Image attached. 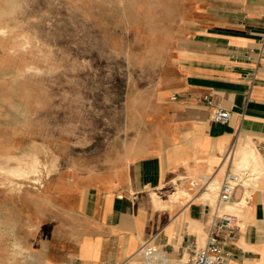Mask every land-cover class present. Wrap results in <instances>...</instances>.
<instances>
[{
  "label": "crops",
  "instance_id": "1",
  "mask_svg": "<svg viewBox=\"0 0 264 264\" xmlns=\"http://www.w3.org/2000/svg\"><path fill=\"white\" fill-rule=\"evenodd\" d=\"M160 1L171 17L159 12L155 24L172 33L168 44L156 41L155 77L130 97L122 134L44 183L32 232H51L53 205L61 238L31 247L39 264H148L146 241L189 264L188 246H203L216 210L229 207L241 222L230 264H264L263 189L243 209L170 194L211 175L221 182L226 167L244 165L243 149L264 183V0ZM217 106L227 122L214 120ZM232 144L235 163L224 164Z\"/></svg>",
  "mask_w": 264,
  "mask_h": 264
},
{
  "label": "rangeland",
  "instance_id": "2",
  "mask_svg": "<svg viewBox=\"0 0 264 264\" xmlns=\"http://www.w3.org/2000/svg\"><path fill=\"white\" fill-rule=\"evenodd\" d=\"M161 2L0 0V264H39L31 247L59 242L53 205L51 232H32L44 183L122 134L130 97L155 77L156 41L172 33L155 24L171 17Z\"/></svg>",
  "mask_w": 264,
  "mask_h": 264
},
{
  "label": "built area",
  "instance_id": "3",
  "mask_svg": "<svg viewBox=\"0 0 264 264\" xmlns=\"http://www.w3.org/2000/svg\"><path fill=\"white\" fill-rule=\"evenodd\" d=\"M210 105L214 104L212 98L205 97ZM214 120L218 122H227L230 119V112L217 106L214 113ZM235 148L232 144L224 155L225 162L233 161ZM223 164V165H224ZM223 174V180L219 183L217 190V197L215 203L219 206L235 204L240 209L248 205L252 195L258 191L264 190V183H262V171L252 163L239 164L236 170L231 167H226ZM200 183L198 181H191L192 190H197L196 195L190 199L198 197L199 194L204 193L208 187V180ZM241 188L242 194L238 200H235L236 191ZM241 231V222L238 213L216 210L209 234L203 246L197 247L189 245L190 261L189 264H230L232 252L230 247L235 245L238 234ZM140 252L147 256H154L159 262H171L167 250L159 249L155 244L146 241L140 248ZM161 256V257H160ZM148 264H152L147 261ZM173 264V263H171Z\"/></svg>",
  "mask_w": 264,
  "mask_h": 264
},
{
  "label": "bare ground",
  "instance_id": "4",
  "mask_svg": "<svg viewBox=\"0 0 264 264\" xmlns=\"http://www.w3.org/2000/svg\"><path fill=\"white\" fill-rule=\"evenodd\" d=\"M248 146H249V144H248ZM245 148V147H244ZM248 148V147H247ZM253 150H255V149H253ZM243 151V154H244V156H246L247 154H248V151H247V149H243L242 150ZM239 154V153H238ZM239 155H241V153L239 154ZM243 156V157H244ZM247 157H245V159H246ZM255 159V158H254ZM240 161V160H239ZM238 162V161H237ZM248 162H249V160H248ZM233 163H235L234 161H233ZM247 163V162H246ZM245 164V163H244ZM216 184H217V182L213 179L209 184H208V187H207V190L202 194V196H201V198L202 197H210L211 198V196H213V192H214V190H215V187H216ZM192 189V188H191ZM190 189V190H191ZM192 191V190H191ZM190 193H189V191L185 188V187H183V188H177V190H176V192L173 194V196H172V198H177V197H179V196H185V195H189ZM173 199V200H174ZM143 256H144V259L145 260H147V261H149V262H151L152 264H171L172 262H166V261H161V262H159V260H157L154 256H145L144 254H143ZM161 257V256H160Z\"/></svg>",
  "mask_w": 264,
  "mask_h": 264
}]
</instances>
